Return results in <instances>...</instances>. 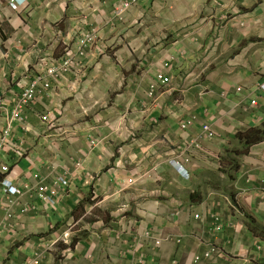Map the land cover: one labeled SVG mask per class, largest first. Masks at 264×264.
I'll return each instance as SVG.
<instances>
[{
  "label": "crops",
  "instance_id": "obj_1",
  "mask_svg": "<svg viewBox=\"0 0 264 264\" xmlns=\"http://www.w3.org/2000/svg\"><path fill=\"white\" fill-rule=\"evenodd\" d=\"M26 1L14 10L0 0V132L21 81L60 62L82 32L97 41L83 71L49 78L51 90L13 124L0 180L22 195L5 197L0 185V264H264V239L248 225L264 226V141L233 172L239 211L227 193L196 190L234 135L264 123V0H138L119 20L126 0ZM45 113L58 125L47 129ZM192 139L202 149L184 179L170 161ZM67 230L70 240L55 243Z\"/></svg>",
  "mask_w": 264,
  "mask_h": 264
},
{
  "label": "built area",
  "instance_id": "obj_2",
  "mask_svg": "<svg viewBox=\"0 0 264 264\" xmlns=\"http://www.w3.org/2000/svg\"><path fill=\"white\" fill-rule=\"evenodd\" d=\"M2 1L6 3V5L9 8L14 9V10L21 9L27 3L26 0H2ZM136 2L137 0H128V1L122 2L121 4L115 6L114 12H113L115 15V19L119 20L122 17H124L126 12L133 5H135ZM81 38L82 39L76 50H73L72 48H68L65 50V54L61 62H59L58 64H52L50 67H47L43 73L37 76L34 82L27 84V85H24V84L20 85L21 95L17 103L15 104L14 108L12 109L13 111H11L10 113L8 127L4 131L0 132V153L3 152L4 148L9 147L11 145L8 142V139L12 131H10L8 128L12 126L14 123L23 124L24 123L23 114L25 113L27 108L31 107V105L38 98L46 96L45 94H47L49 90H51L52 83L49 81V78L53 79V81H59L61 78L65 77L69 73H77L83 67L82 60L80 63H78V58L81 59L82 57L86 56L85 49L94 43L96 36L92 34V32H88V33L83 34V37L81 36ZM158 79L161 80L162 83L164 84H168L170 82L169 78L163 77L162 75H159ZM0 104H1V101H0ZM0 110H3V108H0ZM41 122L47 126V129H51L52 126L56 123V122L52 123L51 118L49 117L47 113L41 116ZM192 122H193V118H191V120L189 121L183 122L180 126L181 128L186 129L189 125L192 124ZM203 132L205 135L207 133L206 137L208 139H212L214 137V133H212L211 127L207 124L203 126ZM197 146H198L197 143L192 142L190 143L189 146H186L187 149L185 150L187 151L189 148H197ZM9 151L14 152V154L16 155V158H22L26 154L24 149H21V148L14 147L10 149ZM177 153H179V151L173 153L172 158H171V164L177 169L179 173H181L183 177L188 178L189 174L185 168V165H187L190 162L191 153L190 152L183 153L182 151L180 154L176 156ZM9 171H10L9 168L5 166L0 168V172L2 175L8 174ZM127 183L128 185L133 184L134 180L129 179ZM1 185L4 189L5 197L6 196L7 197H14V196L19 197L22 195V191H20L18 188L13 187L9 180H3L1 182ZM46 192H47V189L45 187H40L38 190V196L43 201L47 202L48 199L45 195ZM26 212H27V209H23L21 211V214L24 215L26 214ZM6 217H7L6 218L7 220H10L12 218V214L8 212ZM212 217H213L212 219L214 220L215 224L219 222L218 214H214L212 215ZM215 226H216L215 230L217 231L222 229V225L217 224ZM69 232L70 230H68L64 234L62 238L63 240H67L69 238ZM59 241H60V238L55 243ZM210 253H207L206 257H208ZM31 264H40L39 257H35L34 260H32ZM139 264H143V263H139Z\"/></svg>",
  "mask_w": 264,
  "mask_h": 264
},
{
  "label": "trees",
  "instance_id": "obj_3",
  "mask_svg": "<svg viewBox=\"0 0 264 264\" xmlns=\"http://www.w3.org/2000/svg\"><path fill=\"white\" fill-rule=\"evenodd\" d=\"M236 140L239 141L242 146L238 143L236 144L237 142ZM263 141H264V123L262 124L261 127H256V128L251 127L243 132H238L236 135H234L231 138V143H234L236 145H233L232 147H226L224 149V153L221 157V161L223 162V164L229 165L231 170L235 171L239 168L235 156L237 158V156L246 154L252 145L258 144ZM238 149L241 150L238 151ZM225 174H227L228 178L231 181L234 180V175L232 176L231 172ZM227 194H229L232 200H234V191H231ZM201 199H202L201 194H196V192L190 196V201L192 203L199 202ZM248 225L258 237L261 236L264 239V226L258 224L257 221L253 219H250L248 221Z\"/></svg>",
  "mask_w": 264,
  "mask_h": 264
},
{
  "label": "rangeland",
  "instance_id": "obj_4",
  "mask_svg": "<svg viewBox=\"0 0 264 264\" xmlns=\"http://www.w3.org/2000/svg\"><path fill=\"white\" fill-rule=\"evenodd\" d=\"M21 84H24V85H27V83L26 82H24V81H21ZM26 88V87H25ZM20 95H21V93H20ZM20 95L18 96V98L16 99V101H15V103H14V106H15V104L17 103V101H18V99L20 98ZM39 99V98H38ZM37 99V100H38ZM36 100V101H37ZM35 101V102H36ZM35 102L31 105V107L32 106H34L35 105ZM13 111V110H12ZM192 118H193V120H194V116L192 115L191 116ZM23 120L25 121V113L23 114ZM9 123V122H8ZM55 124H57L58 125V122H56ZM8 127V125L6 126V128ZM6 128H4L3 130H1V131H4ZM26 128V127H25ZM24 128V129H25ZM10 131H12L13 130V125L12 126H10L9 128H8ZM212 133H214V131L212 130ZM206 135H207V133H206ZM237 141V140H236ZM95 144H94V143ZM90 143H91V145L93 146V148L95 147V145H96V141L95 140H92V141H90ZM240 144L241 145V143L239 142V141H237L236 142V144ZM236 144H234V145H236ZM242 146V145H241ZM231 147V146H230ZM16 148H19V147H17L16 146ZM179 149V148H178ZM184 149H187V147H186V145H182V150H180L179 149V153H177L176 154V156L178 155V154H180L182 151H183V153H187V152H189V149L186 151H184ZM241 149H238V151H240ZM224 153V152H223ZM192 154V153H191ZM242 158H243V154L242 155H240V156H237V158H236V156H235V159H237V163H238V165L240 166L241 165V160H242ZM229 172H231V174H232V176H233V170H231L230 169V166L229 165H227V164H223V162L220 160V166H219V168H218V170H215V171H204L203 173H201L200 175H198V178L197 179H199V182H197V186H196V190L197 189H202V191H204L205 190V188L207 187V186H211V187H214V188H216V189H218V190H220V192H223V194L224 193H229V191H231L232 189H233V184H232V182L233 181H231L229 178H228V176H227V174H225V173H229ZM235 172H237V171H235ZM196 179V180H197ZM134 183H135V181H134ZM134 183L133 184H129L128 185V183H127V185L128 186H132V185H134ZM232 184V185H231ZM199 190V191H200ZM226 195V197H225V200L232 206V208L233 209H235L236 211H239V209H238V207L236 206V195H235V193H234V200H232V198L230 197V195L229 194H225ZM214 214H218L219 215V213H212L211 214V216L212 215H214ZM96 217H99V215H96ZM93 218V217H92ZM213 218V217H212ZM96 220V219H95ZM219 222H220V216H219ZM218 222V223H219ZM218 223H216V225L218 224ZM219 225H221V224H219ZM71 226H73V225H71ZM222 229H223V225H222ZM221 229V230H222ZM64 234V233H63ZM70 238H71V236H70ZM34 260V259H33ZM39 262H40V258H39Z\"/></svg>",
  "mask_w": 264,
  "mask_h": 264
},
{
  "label": "clouds",
  "instance_id": "obj_5",
  "mask_svg": "<svg viewBox=\"0 0 264 264\" xmlns=\"http://www.w3.org/2000/svg\"><path fill=\"white\" fill-rule=\"evenodd\" d=\"M126 1H128V0H126ZM122 2H125V1H122ZM122 2H121V3H122ZM137 3H138V0H137L136 4H137ZM136 4H135V5H136ZM133 6H134V5H133ZM133 6H132V7H133ZM132 7H131V8H132ZM89 32H92V29H91V31H89ZM85 33H88V32H82L81 35H78V38H77V41H76L77 43H76L75 47H67L66 49H68V48H72L73 50H76V49L78 48V46H79V43H80L81 39H82L81 36L83 37V34H85ZM92 34L95 35L94 32H92ZM95 36H96V35H95ZM96 41H97V37H96L94 43H95ZM94 43L91 44L88 48L85 49L86 56H87V54H88L89 49L94 45ZM66 49H65V50H66ZM64 54H65V51H64ZM86 56H85V57H86ZM63 57H64V56H63ZM85 57H82V58H81L82 62L84 61ZM62 59H63V58H62ZM61 61H62V60H61ZM61 61H60V62H61ZM58 63H59V62H57L56 64H58ZM82 66L84 67V64H83V63H82ZM83 69H84V68H81L80 71H83ZM159 75H162L163 77H167V76H165V75L162 74V73H158V74H157V80H158L161 84H163V85H169V84L171 83V79H170L169 77H167V78L170 79V82H169L168 84H164V83H162V81L158 79V76H159ZM259 88H260L262 91H264V83L261 84V85H259ZM154 89H155V86L152 88V92H153ZM253 102H255V103H253ZM256 105H257L256 100H252L251 103H250V106H251V107H254V106H256ZM29 108H30V107H29ZM29 108H27V109H29ZM25 112H26V111H25ZM191 118H192V117H190L189 120H191ZM189 120H188V121H189ZM185 122H186V121H185ZM182 123H183V122H182ZM182 123H181V124H182ZM192 123H193V122H192ZM191 125H192V124H191ZM204 125H206V124H204ZM204 125H203V126H204ZM207 125H209V126L211 127L210 124H207ZM189 126H190V125H189ZM180 127H181V126H180ZM187 128H188V127H187ZM187 128H186V129H187ZM182 129H183V128H182ZM211 130H213L212 127H211ZM202 132H203V127H202ZM203 136H204L205 139H208V138L206 137V135L204 134V132H203ZM215 138H216V135H215V133H214V137H213L212 139H208V140L212 141V140H214ZM192 142L197 143L198 146H197V148H189V152L192 153V154H190L191 159H192V156H193L194 153H196V152H198V151H200V150L202 149V148H201V145L199 144V142H198L197 140H194V139H192V140H190L188 143H186V146H189L190 143H192ZM97 144H98V142L96 141V145H97ZM96 145H95V146H96ZM184 150H185V149H184ZM1 153H2V152H1ZM1 153H0V154H1ZM24 156H25V155H24ZM24 156H23V157H24ZM221 156H222V155H221ZM23 157H22V158H23ZM191 159H190V161H191ZM220 160H221V159H220ZM189 163H190V162H189ZM189 163H188V164H189ZM170 164H171V161H170ZM188 164H187V165H188ZM219 164H220V163H219ZM187 165H185V168H186V170H187V172H188V174H189V177H188V178L183 177V176L181 175V173H179V172L177 171V169H176L173 165H172V166L175 168V170L177 171V173H178L182 178H184V179H189V178H190V172H189V170H188V168H187ZM9 170H10V169H9ZM9 172H10V171H9ZM8 174H9V173H8ZM8 174H6V175H2V176H7ZM2 181H3V180H0V185H1V182H2ZM62 184H63L64 186H66V183H65V182H63ZM1 186H2V185H1ZM40 187H45V186H39V187H38V190H39ZM45 188H46V187H45ZM46 189H47V188H46ZM38 190H37V197L39 198V196H38ZM47 191H48V189H47ZM46 193H47V192H46ZM3 195H4V193H3ZM45 195H46V194H45ZM46 197H47V196H46ZM47 199H48V198H47ZM39 200H42V199L39 198ZM48 200H49V199H48ZM67 231H68V230H67ZM67 231H66V232H67ZM220 231H221V230H220ZM66 232H65V233H66ZM65 233H64V234H65ZM64 234L61 236V238L59 237V238H60V241H59L60 243H63V242H61V241L63 240L62 238H63ZM67 240H68V241L70 240V235H69V238H68ZM66 244H68V243H66Z\"/></svg>",
  "mask_w": 264,
  "mask_h": 264
}]
</instances>
